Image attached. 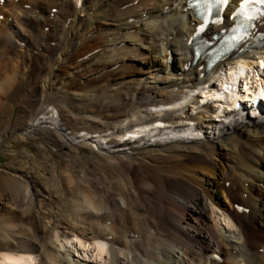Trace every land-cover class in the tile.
Wrapping results in <instances>:
<instances>
[{"label":"bare ground","instance_id":"6f19581e","mask_svg":"<svg viewBox=\"0 0 264 264\" xmlns=\"http://www.w3.org/2000/svg\"><path fill=\"white\" fill-rule=\"evenodd\" d=\"M81 1L0 0V126L35 106L0 145L55 134L68 159L0 174V264H264V12L209 66L197 40L239 36L241 0Z\"/></svg>","mask_w":264,"mask_h":264},{"label":"rangeland","instance_id":"374dc122","mask_svg":"<svg viewBox=\"0 0 264 264\" xmlns=\"http://www.w3.org/2000/svg\"><path fill=\"white\" fill-rule=\"evenodd\" d=\"M0 95H3L2 88H0ZM22 101H21L22 104L19 103L15 107V111H17L16 114H12V115H10L9 113H6V115L4 114V117L6 116V119H8L7 120L8 122L3 123L0 126V128L2 127V130L0 131V136L2 135L1 132L3 131L4 128H6L7 125L9 124L18 125L17 123L21 122L19 118L26 119V117H29L31 115L33 108H35L34 104L31 102V99L30 101L28 100L25 103ZM224 122H226V124H229L230 119H226ZM48 136L52 139V141L49 142V147L47 148L41 147L43 140H46L45 136H41L38 138L25 140V141L24 140L15 141L16 139L10 138L2 142V144L0 145V174L13 171L12 168H18L20 164H23L24 165L23 169L27 170V171H24L25 176L27 175L28 177H36L37 180H39L38 182L46 184V177H45L46 175L44 176L43 173L50 174L51 169H46L42 171L43 166L41 167V164L47 165V167L51 168L53 166V163L54 165L59 164L60 162L59 159L63 162V164H66L68 162L67 157H65L62 154V151H64L66 147H61L55 144L56 143L55 134L48 135ZM94 145L99 147L96 142H94ZM51 152L53 156L43 157L45 156V154L47 156ZM32 159L34 160V164L32 163ZM55 196L59 198L58 195H55ZM45 197L48 199H52L51 194L49 192L46 193ZM37 208L39 209V207ZM60 232L63 233L61 234L63 237H65L64 235L68 233H70L71 236L73 235V233H71L69 229L60 228ZM236 233H240V230H237Z\"/></svg>","mask_w":264,"mask_h":264},{"label":"snow or ice","instance_id":"6c2138e0","mask_svg":"<svg viewBox=\"0 0 264 264\" xmlns=\"http://www.w3.org/2000/svg\"><path fill=\"white\" fill-rule=\"evenodd\" d=\"M197 2H200V0H197ZM203 2L207 5H209V7L211 6V0H203ZM215 3H227V0H214ZM250 2V0H244V3L242 4V8L246 7L248 5V3ZM257 3H261L264 4V0H256Z\"/></svg>","mask_w":264,"mask_h":264}]
</instances>
